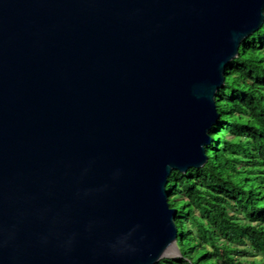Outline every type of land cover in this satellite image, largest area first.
Segmentation results:
<instances>
[{
	"label": "water",
	"instance_id": "95a60500",
	"mask_svg": "<svg viewBox=\"0 0 264 264\" xmlns=\"http://www.w3.org/2000/svg\"><path fill=\"white\" fill-rule=\"evenodd\" d=\"M264 0H0V264L179 255L172 171Z\"/></svg>",
	"mask_w": 264,
	"mask_h": 264
},
{
	"label": "trees",
	"instance_id": "16d2710c",
	"mask_svg": "<svg viewBox=\"0 0 264 264\" xmlns=\"http://www.w3.org/2000/svg\"><path fill=\"white\" fill-rule=\"evenodd\" d=\"M215 105L206 163L166 183L179 255L155 264H264V22L227 64Z\"/></svg>",
	"mask_w": 264,
	"mask_h": 264
},
{
	"label": "rangeland",
	"instance_id": "374dc122",
	"mask_svg": "<svg viewBox=\"0 0 264 264\" xmlns=\"http://www.w3.org/2000/svg\"><path fill=\"white\" fill-rule=\"evenodd\" d=\"M251 258V257H250Z\"/></svg>",
	"mask_w": 264,
	"mask_h": 264
}]
</instances>
